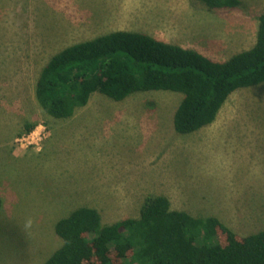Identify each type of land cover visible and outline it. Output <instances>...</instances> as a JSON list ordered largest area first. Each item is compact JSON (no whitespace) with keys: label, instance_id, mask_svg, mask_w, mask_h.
<instances>
[{"label":"rangeland","instance_id":"obj_1","mask_svg":"<svg viewBox=\"0 0 264 264\" xmlns=\"http://www.w3.org/2000/svg\"><path fill=\"white\" fill-rule=\"evenodd\" d=\"M263 13L264 0H0V264H44L63 243L56 221L79 206L112 223L139 217L156 194L241 234L263 229L264 83L233 92L189 134L174 126L180 92H96L69 118L46 113L35 94L43 66L75 42L138 30L226 60L255 44ZM29 123L44 136L21 147Z\"/></svg>","mask_w":264,"mask_h":264},{"label":"trees","instance_id":"obj_2","mask_svg":"<svg viewBox=\"0 0 264 264\" xmlns=\"http://www.w3.org/2000/svg\"><path fill=\"white\" fill-rule=\"evenodd\" d=\"M202 1L210 8L241 3ZM261 83L264 13L255 44L226 60L138 30H113L75 42L43 66L35 94L46 113L69 118L96 92L116 101L143 91L180 92L174 126L189 134L212 124L233 92ZM55 231L63 243L44 264H264V228L241 234L217 216L174 209L163 194L148 196L139 217L112 223H104L98 208L79 206L56 221Z\"/></svg>","mask_w":264,"mask_h":264},{"label":"built area","instance_id":"obj_3","mask_svg":"<svg viewBox=\"0 0 264 264\" xmlns=\"http://www.w3.org/2000/svg\"><path fill=\"white\" fill-rule=\"evenodd\" d=\"M44 136V129L39 130V127L36 129L31 130L29 133L24 134L21 137L17 138L18 144L21 145V147H29L33 145H38Z\"/></svg>","mask_w":264,"mask_h":264}]
</instances>
